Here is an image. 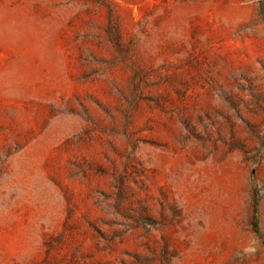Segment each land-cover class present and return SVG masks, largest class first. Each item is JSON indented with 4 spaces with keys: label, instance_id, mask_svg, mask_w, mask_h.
<instances>
[{
    "label": "rangeland",
    "instance_id": "rangeland-1",
    "mask_svg": "<svg viewBox=\"0 0 264 264\" xmlns=\"http://www.w3.org/2000/svg\"><path fill=\"white\" fill-rule=\"evenodd\" d=\"M0 264H264V0H0Z\"/></svg>",
    "mask_w": 264,
    "mask_h": 264
},
{
    "label": "trees",
    "instance_id": "trees-1",
    "mask_svg": "<svg viewBox=\"0 0 264 264\" xmlns=\"http://www.w3.org/2000/svg\"><path fill=\"white\" fill-rule=\"evenodd\" d=\"M254 228H256V219L254 218Z\"/></svg>",
    "mask_w": 264,
    "mask_h": 264
}]
</instances>
